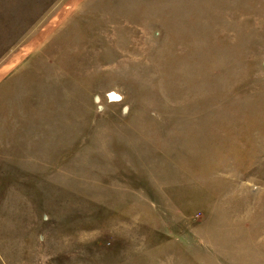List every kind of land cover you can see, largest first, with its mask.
Wrapping results in <instances>:
<instances>
[{
  "label": "rangeland",
  "instance_id": "obj_1",
  "mask_svg": "<svg viewBox=\"0 0 264 264\" xmlns=\"http://www.w3.org/2000/svg\"><path fill=\"white\" fill-rule=\"evenodd\" d=\"M0 264H264V0H0Z\"/></svg>",
  "mask_w": 264,
  "mask_h": 264
}]
</instances>
